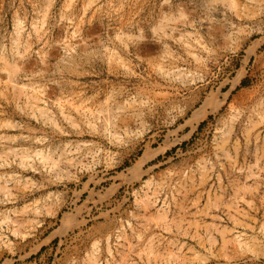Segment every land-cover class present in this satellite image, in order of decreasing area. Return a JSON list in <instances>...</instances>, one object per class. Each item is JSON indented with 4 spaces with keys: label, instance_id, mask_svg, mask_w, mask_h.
Instances as JSON below:
<instances>
[{
    "label": "rangeland",
    "instance_id": "rangeland-1",
    "mask_svg": "<svg viewBox=\"0 0 264 264\" xmlns=\"http://www.w3.org/2000/svg\"><path fill=\"white\" fill-rule=\"evenodd\" d=\"M263 262L264 0H0V264Z\"/></svg>",
    "mask_w": 264,
    "mask_h": 264
},
{
    "label": "bare ground",
    "instance_id": "bare-ground-1",
    "mask_svg": "<svg viewBox=\"0 0 264 264\" xmlns=\"http://www.w3.org/2000/svg\"><path fill=\"white\" fill-rule=\"evenodd\" d=\"M255 259H258V258H255ZM262 264H264V262Z\"/></svg>",
    "mask_w": 264,
    "mask_h": 264
}]
</instances>
